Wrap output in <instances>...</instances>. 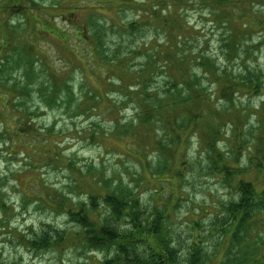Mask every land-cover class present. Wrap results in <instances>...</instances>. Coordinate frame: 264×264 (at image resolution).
<instances>
[{
    "label": "rangeland",
    "instance_id": "1",
    "mask_svg": "<svg viewBox=\"0 0 264 264\" xmlns=\"http://www.w3.org/2000/svg\"><path fill=\"white\" fill-rule=\"evenodd\" d=\"M171 2L0 0V45L2 39L5 43L0 51V62L5 57L0 64V91L14 95V113L27 117L25 120L31 121L32 125L28 131L25 130L27 134L22 135V119L0 115V178L4 179L1 185L8 205L5 214L0 209V222L2 217L5 219L0 223V264H101L105 255L99 251L85 253L80 247L65 245L57 255V252H38L20 241L22 235H27L31 228L38 229L43 223L68 225L61 210L48 205L46 200L49 201L48 194L53 192L52 196L57 198L64 193L70 195L74 202L82 201L84 194L78 196L81 191L71 190L73 176H77L84 191L91 190V186L93 188L100 180L96 174L85 177L82 171L86 169L96 171L101 178L138 187L137 192L144 205L168 198L170 192L166 191L160 200H155V190L160 187L158 178L140 170L128 145L131 139L135 143L134 137L114 130L113 124L115 118L120 117L124 122L136 115L135 99L138 95L133 93V70L142 64L147 51V55L154 49L159 52L156 48L160 49L164 40H169L174 53L177 49L191 51L198 46L196 51L213 55L218 64L225 63L223 66H230L232 70H237L245 62L248 67L256 65L264 71V0L236 2L234 8L231 5L219 6L217 0H183L178 8L172 7ZM18 3L24 6L16 7ZM236 10V15H230ZM91 13L117 25L111 26V41L116 46L122 44L121 52L132 51L126 67L129 71H125L130 78L125 83L130 85L129 90L125 88L122 91L119 71L109 70L111 73L107 74L105 68L113 67L110 62L100 58L92 62L89 47L92 35L76 30L78 25L88 23ZM239 15L242 16L237 19ZM226 21L238 32L239 41L244 42L241 49L229 57L230 61H226L221 53L225 50L221 40L227 37ZM131 22H137L140 28L134 31L131 45H128L124 41L131 34L127 32L126 25ZM180 24H185V31L178 28ZM84 29L89 31L86 27ZM179 35L181 42L176 48L175 41ZM143 44L147 46L143 48ZM165 54L167 51L163 50L161 58ZM7 61L11 63L4 68ZM170 65H165L167 69L160 67L154 75L161 85L166 79L172 80L174 75L169 71L174 65L177 70L185 69L174 60ZM203 80L205 86L215 85V79ZM27 83L31 84L29 94L23 89ZM40 86L44 89L40 90ZM53 86L56 87L58 102L51 108L47 103L49 98L52 99L49 92L55 90ZM127 93L130 97H126ZM211 93L214 94L211 105L218 113V126L222 130L219 147L228 152L238 150V160L233 159L231 163L246 167V173L241 177L252 181L258 191H264V88L247 96L242 92L232 100L223 98L218 91ZM1 104L6 102L0 98ZM17 104L21 108L15 107ZM212 108H208L209 118L203 124L213 123ZM8 123L14 140L2 130ZM200 136L201 128L197 126L189 143L183 148L177 147V152H189L191 161L196 158L194 170L184 172L187 175L184 179L179 177L180 181L177 168L162 177L182 183L183 196L179 198V190L174 195L175 202L179 199L174 228L184 246L190 241V233L208 234L209 224L219 212L217 202L220 201L221 206L233 195L223 183L222 176L214 178L200 169L204 163V158L199 155L203 151ZM136 146L139 147L138 144ZM72 166L76 168H70ZM162 186L167 189L169 183ZM192 221L200 223L199 230H193ZM219 251L216 262L223 255L222 249Z\"/></svg>",
    "mask_w": 264,
    "mask_h": 264
},
{
    "label": "trees",
    "instance_id": "2",
    "mask_svg": "<svg viewBox=\"0 0 264 264\" xmlns=\"http://www.w3.org/2000/svg\"><path fill=\"white\" fill-rule=\"evenodd\" d=\"M181 1L183 0H172V7L178 8ZM241 1L245 0H217V4L231 5L234 8L235 3ZM18 6L24 5L18 3L16 7ZM167 7L170 9L168 3ZM178 13L181 18L180 11ZM236 14L237 10L230 13V15ZM240 16L242 15L237 19H240ZM251 18L254 17L251 15ZM87 21L88 23L78 25L76 30L90 32V36L92 35V39L88 37L92 62L96 58L110 62L113 67L109 69L106 67L105 70L114 73L119 71L121 74L118 73V80L121 82L122 91L125 88L129 90L130 85L127 86L125 83L130 78L126 76L125 71H129L126 67L132 51L129 49L121 52L122 44L116 46L111 41V26L117 27V25L109 24L94 13L90 14ZM137 25H139L137 22L126 25L129 30L127 32L131 34L124 41L126 44L131 45L130 39L134 31L140 28ZM225 26L227 37L221 40L225 48L221 53L225 55L226 61H230L229 57L236 54L244 42L239 41L238 32L233 30L227 21ZM178 28L183 32L187 27L185 24H180ZM180 39L181 35L175 41L176 48L181 42ZM4 44L2 39L0 51ZM146 46L143 44V48ZM173 48L169 40H164L160 49L156 48L159 52L155 49L149 55H147L148 51L146 52L142 57V64L133 70V93L138 95L135 99L136 115L133 119L124 122L120 117L113 120L114 130L130 134L134 137V142L139 145L137 147L132 139L128 142L140 170L158 178L160 187L155 190L157 192L155 200H160L166 191L170 192L168 198H162L161 202L154 201L152 205H144L137 192L138 187H131L111 178H101L96 171L86 169L82 171L85 177L88 174H96L100 180L96 186L93 188L91 186V190L84 191L77 176H73L71 190L81 191L78 196L84 194L82 201L74 202L70 199V195L64 193L57 198L52 196L53 192L48 194L49 201L46 200L48 205L61 210L68 225L63 227L43 223L38 229L31 228L27 235H22L20 238L22 243L24 241L38 252H57V255L65 245L69 247L74 245L72 248L80 247L85 253L99 251L105 255L101 264H264V191H258L252 181L241 177L242 173H246V167L242 168L241 165L231 163L233 159L238 160L240 156L238 150L228 152L219 147L222 130L218 126L220 123L219 118L216 117L218 113L211 105L214 96L211 91L214 90L220 92L223 98L228 97L230 100L242 92L246 93V96L260 92L264 88V71L256 65L248 67L245 62L237 70L236 68L232 70L230 66H223L225 63L218 64L212 58L213 55L196 51L198 46L191 48V51L177 49L176 53ZM163 50L167 51V55L161 58ZM3 60L5 57L0 64L4 62ZM172 60L185 69L179 67L177 70L174 65L175 70L171 68L169 71L174 75L171 76L172 80L166 79L164 85H161L154 79V75L165 65L170 67ZM10 63L11 61H7L4 68ZM109 73L111 72L107 74ZM203 79H215L214 89L205 86L206 82ZM30 85L27 83L23 87L28 94ZM53 88L54 93L51 91L49 93L54 101L49 98L47 103L51 108L58 102L56 87ZM39 89L44 88L40 86ZM85 92L93 97L87 89ZM126 97H130V94L127 93ZM0 98L6 102L0 105V115H3V118L14 116V120L22 119L21 129L24 131L22 135H26V131L32 128L31 121H26L27 117L14 113L12 105L14 95L0 91ZM15 107L21 108L18 104ZM208 108H212L214 112L213 123L203 124L209 118ZM197 126L201 128L200 145L203 147L199 155L204 158L200 169L214 178L222 176L223 183L232 190L233 195L227 202H222L221 206H219L220 201L217 202L216 208H219V212L211 220L208 234L190 233V241L184 246L174 228V217L179 201V199H176L177 202L174 201V195L179 190V198L183 196L182 183L162 177L173 168H177L178 180L179 177L184 179L187 175H184V172L194 170L196 158L194 162L191 161L190 153L183 150L177 152V147L183 148L189 143L191 136L196 133ZM9 129V123L3 125L2 130L14 140ZM127 154L130 152L128 151ZM249 160L250 163L253 162L252 159ZM3 181L4 179L0 178V209L5 214L8 205L7 196L1 185ZM165 183H169L167 189L162 186ZM1 219L0 223L5 220L4 217ZM191 224L193 230L196 228L199 230L201 227L198 221H192ZM219 249H222L223 255L221 260L216 262Z\"/></svg>",
    "mask_w": 264,
    "mask_h": 264
}]
</instances>
